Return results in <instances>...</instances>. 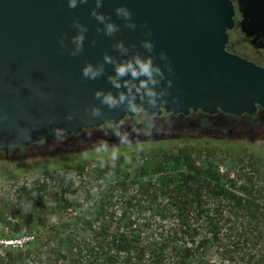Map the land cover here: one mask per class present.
Segmentation results:
<instances>
[{
	"label": "water",
	"instance_id": "95a60500",
	"mask_svg": "<svg viewBox=\"0 0 264 264\" xmlns=\"http://www.w3.org/2000/svg\"><path fill=\"white\" fill-rule=\"evenodd\" d=\"M233 14L231 0H78L75 8L69 0H0V148L115 125L139 110L241 115L264 108V66L226 49ZM258 22L239 24L252 36ZM79 35L81 50L73 54ZM136 56L160 70L155 104L139 80L116 77V66ZM88 64L102 68L95 79L83 75ZM97 91L127 99L109 107Z\"/></svg>",
	"mask_w": 264,
	"mask_h": 264
},
{
	"label": "trees",
	"instance_id": "16d2710c",
	"mask_svg": "<svg viewBox=\"0 0 264 264\" xmlns=\"http://www.w3.org/2000/svg\"><path fill=\"white\" fill-rule=\"evenodd\" d=\"M45 140L49 139L29 145ZM19 147L24 146L9 149ZM204 151L208 149L185 145L153 171L146 163L120 159L96 162L89 169L77 163L90 183L83 199L76 195L81 200L77 208L71 197L59 195L47 174L30 180L20 188L29 199L26 216L39 225L58 206L62 217L41 227L30 246L0 253V264H219L212 263L207 252L221 229L223 199L230 201L233 214L241 209L250 218L260 193L251 180L244 195L232 190L230 171H221L210 154L201 158ZM63 162L62 157H46L38 164L52 167ZM9 168L0 165V171ZM170 217L174 226L159 233ZM247 263L250 260L232 259L228 264Z\"/></svg>",
	"mask_w": 264,
	"mask_h": 264
},
{
	"label": "rangeland",
	"instance_id": "374dc122",
	"mask_svg": "<svg viewBox=\"0 0 264 264\" xmlns=\"http://www.w3.org/2000/svg\"><path fill=\"white\" fill-rule=\"evenodd\" d=\"M164 118L163 113L151 120L157 122ZM203 118L206 123L162 128L160 131L165 137L129 139L128 136L135 138L133 133L145 131L143 128H127V121H122L115 125L92 128L74 139L60 136L36 145L0 152V165L7 164L10 167L9 170L0 171V253L16 252L30 246L40 236L41 227L62 217L61 207L58 206L39 225L26 216L29 199L21 193L20 188L30 180L47 174L59 195L71 197V205L77 208L81 203L79 199L85 197L84 192L90 186L87 173L80 174L77 163L89 169L96 162L120 159L146 163V169L153 171L160 164H165L178 148L191 145L197 149L206 147L208 152L204 151L201 158L210 154L214 156L221 171H230L229 178L234 181L232 190L244 195V188L249 186L248 181L251 180L256 193H260L256 200L257 209L250 218L241 209L233 214L232 204L223 199L225 215L218 238L209 243L207 256L210 261L228 264L232 263V259H238L239 263L248 259L249 264H264V127L251 128L244 126V123L222 126L217 123V115ZM237 119L244 120L245 116ZM122 129L125 131L121 132ZM152 131L157 132V129ZM112 133L116 135L111 137ZM118 133L127 137L121 139ZM46 157H62L65 162L52 167L39 166L38 162ZM226 183L228 186L231 184ZM77 194L79 199L76 198ZM172 221L171 217L164 220L162 223L166 225L159 229V233L167 229V225H173Z\"/></svg>",
	"mask_w": 264,
	"mask_h": 264
},
{
	"label": "flooded vegetation",
	"instance_id": "af4514ba",
	"mask_svg": "<svg viewBox=\"0 0 264 264\" xmlns=\"http://www.w3.org/2000/svg\"><path fill=\"white\" fill-rule=\"evenodd\" d=\"M233 3L234 8V26L230 30H228V42L226 44V49L229 52L239 55L242 58L247 60L253 61L256 64L264 66V0H231ZM259 19L257 26H251L249 30L253 31L252 36H246L245 32L242 31L241 26L239 24L240 20L243 19ZM165 114V118L163 121L157 120V122L153 121L152 118H158L160 115ZM217 115L219 123L222 126L228 124H235V123H244L246 127H264V108L258 106L256 111L252 114H241V115H233L229 113H224L218 111L214 114H209L202 112L200 110H190L188 114L183 113H172V112H165L162 111L161 114L157 116H147L144 111L139 110L133 116H125L121 120L127 121L128 125L127 128L133 129L143 128V131L139 134L133 133L132 138L128 136L129 139L134 140H144L145 138H159L165 137L166 135L160 131L162 128L168 127H179L184 125H193L199 123H206L207 121L204 120L203 116H211ZM245 116L244 120L237 119L238 117ZM203 119V120H202ZM104 126V125H103ZM98 128V127H97ZM157 129V132H150V130ZM92 128L83 129L78 134H85ZM125 129H122L121 132H124ZM160 131V132H158ZM107 134L106 132H104ZM105 134L103 136H105ZM116 134H110L111 137H114ZM120 135L119 138H126L127 135L118 133ZM27 146V145H26ZM17 147V146H11ZM11 147H8L11 148ZM7 150H0L7 152Z\"/></svg>",
	"mask_w": 264,
	"mask_h": 264
},
{
	"label": "clouds",
	"instance_id": "9594fccd",
	"mask_svg": "<svg viewBox=\"0 0 264 264\" xmlns=\"http://www.w3.org/2000/svg\"><path fill=\"white\" fill-rule=\"evenodd\" d=\"M78 0H69V7L75 8L77 6ZM80 2H84V0H80ZM100 0H97L99 5ZM118 15H123L125 18L130 19L131 12L126 8H118L117 10ZM102 19V17H98ZM130 27H134V25H130ZM116 31L115 25L109 23L106 26V34L111 35ZM76 50L73 54H76L81 50L82 42H83V35H79L76 38ZM122 47V45H118ZM147 49H151L153 45L151 43L146 42L144 45ZM108 58L106 57V60ZM159 68L153 64L152 59L149 58H141L139 56L134 57L132 60H129L126 63H121L116 66L115 73L116 77H124L130 74L132 80H139L140 85L139 88L144 90V94L149 97V102L155 104V96L156 93L153 90L154 85L156 83L155 76L159 74ZM102 72V68H94L91 64H88L83 69L84 77L88 79H95L98 75ZM144 77L145 79L141 80L140 78ZM111 82L115 87H119V82L117 79H112ZM152 85L153 87H149ZM139 90V89H138ZM96 97L100 98L103 97L102 103L107 104L109 107H115L119 103H123L127 97L124 94H121L119 98L114 97L111 93L104 94L100 91L96 92ZM129 107L134 109V104L132 101H129Z\"/></svg>",
	"mask_w": 264,
	"mask_h": 264
}]
</instances>
